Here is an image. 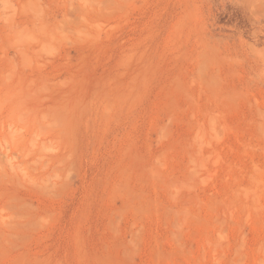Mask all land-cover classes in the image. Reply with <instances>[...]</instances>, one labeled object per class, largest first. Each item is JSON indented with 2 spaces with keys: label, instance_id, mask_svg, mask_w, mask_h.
Returning a JSON list of instances; mask_svg holds the SVG:
<instances>
[{
  "label": "rangeland",
  "instance_id": "rangeland-1",
  "mask_svg": "<svg viewBox=\"0 0 264 264\" xmlns=\"http://www.w3.org/2000/svg\"><path fill=\"white\" fill-rule=\"evenodd\" d=\"M0 264H264V0H0Z\"/></svg>",
  "mask_w": 264,
  "mask_h": 264
}]
</instances>
